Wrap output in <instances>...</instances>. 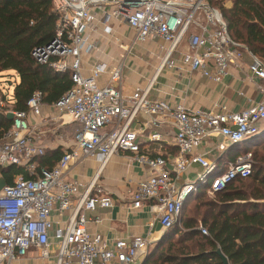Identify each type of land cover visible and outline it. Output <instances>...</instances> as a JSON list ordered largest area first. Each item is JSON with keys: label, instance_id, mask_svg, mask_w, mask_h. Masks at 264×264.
<instances>
[{"label": "built area", "instance_id": "built-area-1", "mask_svg": "<svg viewBox=\"0 0 264 264\" xmlns=\"http://www.w3.org/2000/svg\"><path fill=\"white\" fill-rule=\"evenodd\" d=\"M50 1L56 14L54 36L46 45L35 47L31 55L56 71L69 70L71 86L51 104L42 103L41 92L34 91L23 111L3 110L0 100V114L12 115L0 137V168H21L12 182L0 189V264H14L29 250L48 258L53 251L50 236L55 241V264H135L150 244L147 237L132 235L107 244L99 233L86 229L87 222H99V218H86L85 211L110 208L115 203L107 194H91L99 172L114 154L126 156L128 162L145 170L146 176L135 184L126 181L127 206L150 204L156 222L166 230L196 188V181L205 183V194L212 195L232 179L250 174V152L236 155L221 172L209 175L217 165L196 148L212 140L213 149L220 154L229 144L264 128V65L227 32L218 5L232 0ZM97 16L103 33H111L113 20L134 32L129 44H119L126 52L133 43L160 40L157 49L161 56L154 73L162 68L196 71L207 80L221 82L230 69H236L253 82L259 100L236 112L224 106L207 111L189 109L149 97L151 81L143 89L124 94L121 63L107 67L97 62L87 75L82 74L80 55L95 48L89 38ZM243 56L248 57L246 64ZM102 74L106 80L99 84L97 78ZM139 114H145L147 120L137 130L132 129L130 125L139 121ZM161 122L169 130L167 135L152 130L144 134L145 128ZM45 138L61 144V155L48 170L37 169L35 163L45 150ZM146 142L157 144V148L141 150ZM161 144L173 145L175 153L162 154ZM87 158L96 160L98 167L83 185L70 178L69 172ZM193 165L202 171L192 181L182 179ZM69 208L65 226L54 227L50 212L61 214ZM199 230L205 234L203 227Z\"/></svg>", "mask_w": 264, "mask_h": 264}, {"label": "trees", "instance_id": "trees-1", "mask_svg": "<svg viewBox=\"0 0 264 264\" xmlns=\"http://www.w3.org/2000/svg\"><path fill=\"white\" fill-rule=\"evenodd\" d=\"M218 7L229 36L243 43L264 65V0H232ZM55 22L50 0H0V73L13 71L17 76L11 94H0L3 110H25L34 91L41 92L42 103L51 104L71 86L69 70L56 71L31 55L35 47L44 46L53 38ZM9 125L6 114H0V137ZM260 144H264V130L232 143L230 150L215 160L216 169L209 175L218 174L227 161L245 152L251 154L250 174L229 181L214 193V200L202 202L198 209L190 199L204 195L206 185L196 181V188L180 210L183 230L175 226L164 230L148 245L139 264H223L218 251L226 258V264H264V149L255 151ZM60 155L59 146L45 149L35 158L37 169H50ZM20 171L14 165L0 168L4 185L10 184ZM190 210L194 215H190ZM173 236L178 238L171 243ZM187 241L192 246L184 244Z\"/></svg>", "mask_w": 264, "mask_h": 264}, {"label": "crops", "instance_id": "crops-1", "mask_svg": "<svg viewBox=\"0 0 264 264\" xmlns=\"http://www.w3.org/2000/svg\"><path fill=\"white\" fill-rule=\"evenodd\" d=\"M95 24L94 32L90 34L89 38L95 48L80 55L81 72L87 75L92 65L97 62H102L107 67H113L121 63V90L124 94H129L134 88L143 89L151 81L147 91L148 96L151 98L162 99L172 105L180 103L189 109L207 111L224 106L227 110L234 112L247 107L260 98L253 82L247 79L245 72L236 69H230L221 82L207 80L196 71L187 72L183 70L178 72L173 69L162 68L154 73L161 56L157 49L160 40L153 39L142 43H133L126 52L119 47V44L123 45L131 42L134 32L130 28L113 20L112 31L106 34L102 31L98 16ZM242 60L246 64L248 57L243 56ZM105 80L106 77L103 74L97 78L99 84H103ZM237 92L242 93L238 94ZM145 120H147V116L139 114V121L132 122L130 127L137 130ZM162 122L151 128H145L144 134L152 130L167 135L169 130L166 124ZM262 130L264 128L260 129V131ZM167 141L169 143V137ZM42 144H44L45 149L61 147V144L54 143L49 138L43 139ZM230 145L232 144H229L223 153L218 154L213 149L212 140H206L196 148V151L205 152L206 158L215 163L219 156L230 150ZM149 146L150 148H157V144L153 146L146 142L142 144L141 150ZM159 151L164 155H172L175 148L171 144H161ZM97 167L98 162L96 160L87 158L74 165L70 169L69 176L80 180L85 185L94 176ZM87 168L91 170L88 173ZM188 170L194 175L202 171L197 165L191 166ZM146 174L147 172L136 163L128 162L126 156L121 154L112 155L99 172L91 194H107L115 203L110 208L96 209L92 212L85 211L86 218L95 215L99 218V222H87L86 229L89 232L99 233L107 244H111L114 240L126 239L132 235L147 237L150 244L157 240L164 230L156 222L150 204L143 203L139 208H129L127 206L129 196L126 189L129 185H133L145 177ZM184 175L185 172L181 176L182 179ZM126 181L129 182V185ZM71 208L61 214L56 210L50 212L49 218L54 222V227L63 228L65 226L71 214ZM149 223L152 224L148 225ZM49 240L53 249L52 257L50 255L48 258H40L35 250H29L23 258L15 261L14 264H25L27 262L40 264L42 260L45 262L50 258L55 260V241L51 236ZM142 257L137 258L135 264H139ZM67 264L76 263L72 261Z\"/></svg>", "mask_w": 264, "mask_h": 264}, {"label": "rangeland", "instance_id": "rangeland-1", "mask_svg": "<svg viewBox=\"0 0 264 264\" xmlns=\"http://www.w3.org/2000/svg\"><path fill=\"white\" fill-rule=\"evenodd\" d=\"M70 60V59H69ZM17 81V76L15 75V73L13 71H6V72H1L0 73V94L6 93L7 95L11 94V90L13 88L14 82ZM71 130L68 131V133H70ZM264 149V144H260L259 146L256 147L255 151L256 152H261ZM251 151V149H249ZM87 173L90 172L91 170L89 168H87ZM195 175L190 173L189 170L187 172H185V175L183 176V179H186L188 181H192L195 179ZM191 197V196H190ZM193 200L191 203L196 204V208H200V204L206 200H214V194L212 195H201L199 197H197L196 199H190ZM190 204V203H189ZM191 205V204H190ZM203 207H201L202 209ZM181 213V212H180ZM180 213L178 214L175 222L171 225V226H175L176 228H178L179 230H183L182 225H180L179 223V218H180ZM190 215H194V212L192 210L189 211ZM177 236H173L172 240L170 241L171 243H174L177 240ZM167 243H164L162 246L165 247ZM184 244L190 245L192 246V244L190 242H184ZM151 246V245H150ZM150 248V247H149ZM194 250V248L192 247V251ZM53 256V254H51V257ZM25 264H32L31 262H27ZM40 264H55V260H53L52 258H50L48 261H41Z\"/></svg>", "mask_w": 264, "mask_h": 264}, {"label": "water", "instance_id": "water-1", "mask_svg": "<svg viewBox=\"0 0 264 264\" xmlns=\"http://www.w3.org/2000/svg\"><path fill=\"white\" fill-rule=\"evenodd\" d=\"M6 117H7V119H9V120H11V118H12V115H11V113H8L7 115H6ZM4 180H3V178H1L0 177V189L4 186ZM218 253V255L220 256V259H221V261H222V263L223 264H226L227 263V261H226V258L218 251L217 252Z\"/></svg>", "mask_w": 264, "mask_h": 264}]
</instances>
